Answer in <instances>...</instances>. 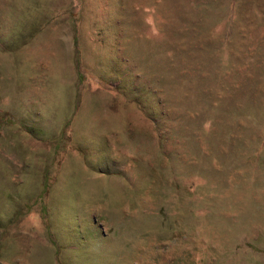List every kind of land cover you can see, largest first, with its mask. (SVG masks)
<instances>
[{
  "label": "rangeland",
  "instance_id": "obj_1",
  "mask_svg": "<svg viewBox=\"0 0 264 264\" xmlns=\"http://www.w3.org/2000/svg\"><path fill=\"white\" fill-rule=\"evenodd\" d=\"M0 264H264V0H0Z\"/></svg>",
  "mask_w": 264,
  "mask_h": 264
}]
</instances>
